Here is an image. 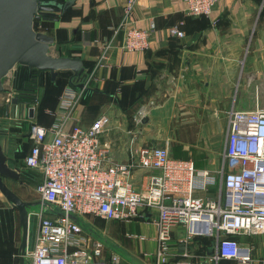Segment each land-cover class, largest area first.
Here are the masks:
<instances>
[{"label": "crops", "instance_id": "obj_1", "mask_svg": "<svg viewBox=\"0 0 264 264\" xmlns=\"http://www.w3.org/2000/svg\"><path fill=\"white\" fill-rule=\"evenodd\" d=\"M126 2L76 0L60 15L58 22H43L44 33L55 38L50 55L80 58L88 74L94 70L103 51L112 46L109 66L98 70L89 80L74 109L75 120L68 121L64 130L70 131L76 125L88 128L107 115L111 126L101 140L112 145L116 161L131 162L141 147H162L175 158L193 160L198 170L219 173L225 167L229 171L228 164L224 166L223 161L229 112L251 111L256 103L264 104V0H219L212 13L203 17L190 15L186 0H138L125 24ZM131 26L155 29L148 51H122L124 32ZM173 26H180L185 37L171 36L169 30ZM69 87L62 85L59 92L43 91L32 120L42 126H53L61 117L60 98ZM12 117L5 113L0 120V131L4 127L10 132L7 125L11 124L10 134L15 141L24 134L31 142L28 138L30 121H17ZM157 174L153 170L135 172L132 177L135 188L144 190L151 177ZM216 193L215 188H210L208 193L197 195L214 198ZM23 201L31 203L28 199ZM5 209L0 208V264H21L20 218V243H17V229L14 222L10 223ZM156 217L157 211L148 209L140 222L115 221L123 226L121 238L134 224H146L154 230L150 238L126 233L142 244V256L125 260L119 255L121 264L157 263ZM98 230L92 229L93 238L101 239L103 233ZM36 231L37 224L35 232L29 233L27 248ZM106 231L108 234V229ZM182 234L179 228L173 232L174 252ZM110 236L102 238L104 259L114 264L112 255L117 254L116 249L122 248V244L111 240ZM252 238L236 236L234 239L254 246ZM211 244L214 240L196 238L191 248L198 254L200 246L209 255ZM202 256L198 255V259ZM24 264H29L26 255Z\"/></svg>", "mask_w": 264, "mask_h": 264}, {"label": "built area", "instance_id": "obj_2", "mask_svg": "<svg viewBox=\"0 0 264 264\" xmlns=\"http://www.w3.org/2000/svg\"><path fill=\"white\" fill-rule=\"evenodd\" d=\"M219 0H186L187 12L195 17L209 16ZM138 0H127L125 20L132 16ZM169 33L182 39L185 33L173 26ZM155 35L153 27L134 26L124 32L122 51L146 52ZM107 47L87 79H74L60 98L61 117L51 127L35 123L30 111L35 104L7 99V116L30 121L28 138L32 142L25 158L28 169L41 175L40 201L51 205L48 216L43 210L33 242L26 250L29 264H108L104 259V242L93 238L80 219L99 218L107 222H130L144 218L148 209L157 211L156 264H264L255 259V247L241 244L236 236L264 237V104L254 110L228 114L229 134L219 173L198 170L193 160L173 157L167 148H139L131 162L116 161L113 147L102 142L111 119L98 118L90 127L74 126L65 131L84 89L100 69L109 66ZM83 84V88L78 85ZM14 88V87H13ZM35 112V111H34ZM4 129V128H3ZM134 138H136L134 136ZM157 171L144 190L135 188L132 177L138 171ZM217 190L214 198L198 196ZM183 234L172 250L173 232ZM196 238L214 240L209 255L193 252ZM142 240V238H141ZM112 263L121 264L118 254Z\"/></svg>", "mask_w": 264, "mask_h": 264}, {"label": "water", "instance_id": "obj_3", "mask_svg": "<svg viewBox=\"0 0 264 264\" xmlns=\"http://www.w3.org/2000/svg\"><path fill=\"white\" fill-rule=\"evenodd\" d=\"M76 0L60 3L58 0H0V93L5 91V80L19 66L30 70L49 73L52 82L61 74H71L79 81L87 79L88 73L80 58L54 57L50 48L55 44V38L46 33L38 32L35 24L38 21L58 22L60 15L74 5ZM83 88V84L78 85ZM20 102L19 97L13 104ZM31 118L34 110L30 111ZM21 173L10 166L0 143V192L8 202L18 210L22 228L20 246L21 264L25 255L29 238L30 208L41 207L45 213L52 214L54 208L41 201L25 202L12 190L4 179L19 180ZM48 208V210H46Z\"/></svg>", "mask_w": 264, "mask_h": 264}, {"label": "rangeland", "instance_id": "obj_4", "mask_svg": "<svg viewBox=\"0 0 264 264\" xmlns=\"http://www.w3.org/2000/svg\"><path fill=\"white\" fill-rule=\"evenodd\" d=\"M44 21H39L36 23V30L38 32H43L44 33ZM14 82H15V71L12 72L8 78H6L5 80V91L3 93H0V120L3 119L6 110H7V99H9L11 97V95H13L14 92ZM14 87V88H13ZM44 90V88H43ZM43 93V91H42ZM41 93V94H42ZM1 122V121H0ZM9 128H7L10 132H12L11 130V124L7 125ZM3 127V126H2ZM4 128V127H3ZM16 143V149L18 151H20V149L22 148L24 150V152L20 153V156H18V162L16 165H13L10 163V166L12 168L17 167V170L20 171L21 173V178L17 181L15 180H11V179H4L7 187L12 190L15 194H17L18 196H20V198L23 199H28L32 201H39V193H38V189L39 186L41 184L42 178L41 175L33 172L32 170L28 169L25 165V154H26V150H28V148L31 146V142L27 141V139L25 138L24 134H21L19 137V140L15 142ZM224 156V155H223ZM30 194V196L28 195ZM0 197L3 198L2 201H0V208H7L5 209L7 215L9 216L10 219V223L15 224V227L17 229L16 232V242L20 243V235H19V212L18 210H16L15 208L12 207V205L10 204V202H8L2 195V193L0 192ZM41 209L40 206L38 207H34L32 208V211L30 212V228H29V233L31 234L35 232V227L37 224V220L35 217L34 212H39V210ZM46 210H48V208H46ZM4 211V210H3ZM84 220V221H83ZM81 220L80 222L82 223L83 227L86 229V231L88 233L92 232V229H99L98 231L100 233H105L104 236L103 234L101 235L102 238H108L109 235L111 240L116 241L119 245L122 246V248L120 249H116L117 250V254L120 255L121 257H123V259L127 260L132 258L133 256H142V244H139V241H135L134 239L129 238L126 233L131 232L133 234H139V235H146L149 238L154 234V230L151 226L139 223L134 224V226H131L130 228H127L126 231L124 232L122 238L120 235V228L123 227L122 224L118 223V222H107L104 220H100V219H96V218H87V221L85 219ZM138 220V221H137ZM135 221L140 222L142 221V218H137ZM137 225V226H136ZM108 229V234H107V230ZM129 229V231H128ZM122 239V242H121ZM264 238L261 236H256L254 238H252L253 240V244L255 247V259L256 260H263L264 259ZM213 246V244H211ZM200 247V246H199ZM198 247V254L197 255H206L205 251L202 249H200ZM197 248V247H196Z\"/></svg>", "mask_w": 264, "mask_h": 264}, {"label": "trees", "instance_id": "obj_5", "mask_svg": "<svg viewBox=\"0 0 264 264\" xmlns=\"http://www.w3.org/2000/svg\"><path fill=\"white\" fill-rule=\"evenodd\" d=\"M58 2L63 4L66 3V2H62L61 0H58ZM35 28H36V24H35ZM25 68L26 67H22V66H19L17 68L18 73L15 71L16 75L14 82L15 90L19 93V98L21 99L20 101L24 103L30 105L37 103L39 101V98L42 96L41 94L42 91H47L51 89L53 91L59 92L62 89V85L64 86L69 85L76 87V84L74 83V79L76 78H73L71 74H61L56 79V82H52L49 73H44L37 70H30L28 68L26 69ZM41 74L47 76L45 82L40 80ZM20 153L21 152H19V156Z\"/></svg>", "mask_w": 264, "mask_h": 264}, {"label": "flooded vegetation", "instance_id": "obj_6", "mask_svg": "<svg viewBox=\"0 0 264 264\" xmlns=\"http://www.w3.org/2000/svg\"><path fill=\"white\" fill-rule=\"evenodd\" d=\"M16 72L18 73V69L16 70ZM16 72H15V75H16ZM46 77H47L46 75L41 74L40 75V80L45 82L46 79H47ZM15 142L16 141L14 140V138L10 134V132H8L5 129L0 131V143L3 146V148H4V152H5V155L7 156L8 160H9V163H11L13 165L19 163L18 162V158H17L19 156V152L22 153L24 151L22 148L20 149V151H18L16 149V143ZM13 169H17V167H14ZM38 220H39V218H37V221Z\"/></svg>", "mask_w": 264, "mask_h": 264}]
</instances>
